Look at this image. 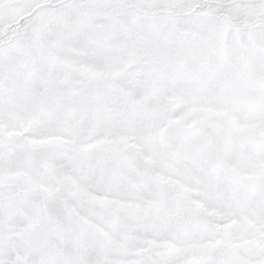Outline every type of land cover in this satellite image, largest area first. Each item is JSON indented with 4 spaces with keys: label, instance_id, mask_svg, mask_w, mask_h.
Wrapping results in <instances>:
<instances>
[{
    "label": "snow or ice",
    "instance_id": "snow-or-ice-1",
    "mask_svg": "<svg viewBox=\"0 0 264 264\" xmlns=\"http://www.w3.org/2000/svg\"><path fill=\"white\" fill-rule=\"evenodd\" d=\"M0 264H264V0H0Z\"/></svg>",
    "mask_w": 264,
    "mask_h": 264
}]
</instances>
